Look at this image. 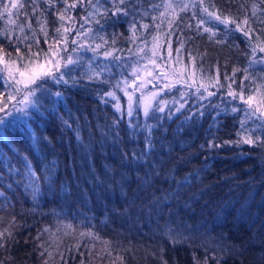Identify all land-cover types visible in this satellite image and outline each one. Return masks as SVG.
<instances>
[{
	"label": "trees",
	"instance_id": "obj_1",
	"mask_svg": "<svg viewBox=\"0 0 264 264\" xmlns=\"http://www.w3.org/2000/svg\"><path fill=\"white\" fill-rule=\"evenodd\" d=\"M50 46L38 145L0 142V264H264V0H0V57ZM150 62L147 114L117 109Z\"/></svg>",
	"mask_w": 264,
	"mask_h": 264
},
{
	"label": "snow or ice",
	"instance_id": "obj_2",
	"mask_svg": "<svg viewBox=\"0 0 264 264\" xmlns=\"http://www.w3.org/2000/svg\"><path fill=\"white\" fill-rule=\"evenodd\" d=\"M123 3V0H121ZM75 5H71L70 7H74ZM12 7H16V4H13ZM5 11H8L7 6H5ZM118 11H120L118 9ZM60 16L61 21H63L64 17L62 14H58ZM214 19L220 20V17L216 16L214 13L210 14ZM224 21H222L223 23ZM200 23H204V21H200ZM57 33H60V29H56ZM66 31V30H65ZM248 35V33H245ZM59 44V42H56ZM66 43V42H65ZM62 50L63 46H61ZM264 51V49H262ZM37 56L39 54H36ZM105 55H110V53H105ZM23 60L24 58L21 57ZM62 57H58L57 52L52 51L51 46L49 47V52L45 54V58L43 63L39 64V70L36 69V65L39 63L38 61H29L25 63V69L28 70L27 74L24 71H19L16 69L14 72L12 68L5 62L4 71L8 73L7 81L8 87L11 89L9 91L7 100L0 104V142L5 141L6 139L11 138V136L15 133H19L20 135H24L27 133L28 138L31 142V146L35 148L40 138L37 137L35 130L31 127V124L34 122L32 118L35 115L43 116L44 115V104L42 102V97L48 95H54L56 97H61L62 94L59 92L51 93L50 90L45 86L49 79L55 81L56 83H60L63 81V73H61V67H67L68 64L74 63L71 58H67L66 63L62 65L60 63ZM55 61V63H53ZM13 63H15L13 61ZM59 74V75H58ZM67 83V81H63ZM3 94L0 93V96ZM17 95L21 96V99H16ZM108 96H114V93H108ZM251 100V97H249ZM15 101V103H12ZM129 101H131V97H129ZM120 106L117 105V108ZM52 109H55V103L52 104ZM145 114L148 112L147 105L144 108ZM129 115H131V111L129 110ZM27 118V119H25ZM23 126V131H20V126ZM46 139V138H44ZM244 142L253 144L255 141L252 139H246ZM26 165L29 163L27 158L25 157ZM11 235V233H8ZM4 233H0V237H3ZM3 245L0 244V247Z\"/></svg>",
	"mask_w": 264,
	"mask_h": 264
},
{
	"label": "rangeland",
	"instance_id": "obj_3",
	"mask_svg": "<svg viewBox=\"0 0 264 264\" xmlns=\"http://www.w3.org/2000/svg\"><path fill=\"white\" fill-rule=\"evenodd\" d=\"M59 49H57V50H59ZM54 52H56V51H54ZM57 54H58V57H62V54H59V53H57ZM5 62L9 65L10 68H12V70L14 72L16 71V69H19V71H24L27 74L28 70H24L20 67H16L14 65H11V64H9L7 59L2 58V57H0L1 69L4 70ZM60 63H63L62 59H61ZM64 64H62V65H64ZM36 69L39 70V65H36ZM154 69H155V67H154V64H152V62H150V64L146 63L145 65H143V63H142L140 66V69L138 71H134V76H135V77L133 76L134 78H124L122 80L121 85L119 86V88L117 90L109 91V93H114V96H110V97L114 100L115 107L117 108V105L120 106L117 109H121L122 104H125V110L127 113H129V110L132 113L134 108L137 105H139L143 111H144V108L146 105L149 108V106L153 102L156 94L159 91V89L150 85V83L153 82V79H154L153 77H155V74H154L155 70ZM60 71L62 72V67H61ZM4 72H5V76L7 79L8 73L6 71H4ZM8 83L9 82L7 81V85H8ZM118 90H119V92H117ZM6 91H7V93L3 97V99L0 101V104L4 103L7 100L8 93H9V91H11V89L7 86ZM129 97H131V101H129ZM12 103H15V101H13Z\"/></svg>",
	"mask_w": 264,
	"mask_h": 264
}]
</instances>
